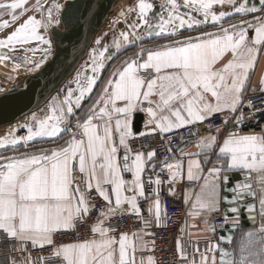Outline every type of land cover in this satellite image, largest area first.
I'll return each instance as SVG.
<instances>
[{
  "label": "snow or ice",
  "instance_id": "snow-or-ice-1",
  "mask_svg": "<svg viewBox=\"0 0 264 264\" xmlns=\"http://www.w3.org/2000/svg\"><path fill=\"white\" fill-rule=\"evenodd\" d=\"M226 2L234 9L232 13L221 12L219 16L210 13L209 9L214 3L223 5ZM259 5V8L249 7L247 2L237 5L234 0H183L182 7L189 9V13H202L203 20H200L189 13H179L177 9L181 5L177 0H163L160 4V9L167 12L166 17L164 11L159 17L150 16L153 4L140 0L137 5L139 21L146 27L149 37H174L178 28L187 26L191 30L193 25L199 27L208 21L210 15L213 27L217 23L221 24L222 34L203 33L188 37L184 41L172 40L156 50L142 49L135 59L130 63L126 62L105 81L100 93L89 106L86 119L83 123L77 122L82 128L79 139L73 136L66 146L51 150L50 154L46 150L38 155L0 156V236H3L5 243H13L15 251L20 252L22 257L19 262L13 258L12 264H134L129 256L128 234H121L116 239L110 235L109 227L102 226L105 219L113 218V197L118 208L127 204L140 221L150 224V219L144 221L143 211L138 206V199L146 196L142 174L149 165L153 172L158 166L162 170L166 168L170 174L169 183L174 185L177 180L176 171L182 168V164L164 160L157 165L153 163L156 158L155 151H148L146 154L141 151L133 152L127 141L138 136L143 147L144 142L154 140L156 135H167L170 143L171 134L175 130L206 122L214 114L222 112L226 117L225 125L234 120L238 127L243 128L245 117L242 113V96L249 70L253 68V61L256 59V50L246 43L247 32L249 29L255 32L252 45H264V17H256L254 22L245 21L243 26L232 25L231 31L228 27H223V21L228 16L264 12V0H259ZM40 7L39 4L36 5L37 9ZM25 11L26 0L0 3V16L11 17V24L8 20L0 22V30L9 27L13 29L6 38L0 39V49H7L17 43L28 44L31 41H39L42 45L49 44L47 39L37 34V29L41 26L45 32L48 31L46 23L29 17L16 26ZM183 16H188V19L185 20ZM245 50L247 58L243 62L235 59ZM50 51V48L45 49V58ZM145 51L146 58L143 55ZM228 51L233 53L234 59L222 69L214 67ZM100 56L104 57V53L101 52ZM6 58L5 54L0 53V59ZM36 67H40V64L37 63ZM102 67L101 60L100 68ZM100 68L94 60L91 69L94 75L87 78L86 88H79V95H74L71 89L68 90L65 98L68 105L67 115L61 107L58 116H49L48 120L41 121L35 131L29 127L26 138H13L8 143L15 146L20 141L27 144L34 137L55 138L61 133L59 124L62 122L65 123V131H68L67 123L75 114L74 107L80 109L86 93L93 92L98 81L95 73ZM141 72L143 75L139 74ZM260 83L264 85V79ZM261 90L264 91V88ZM13 101L18 102L19 98L0 96V113L5 112ZM248 104L252 106V101L249 100ZM53 120L55 122L49 123ZM96 120L101 123L94 124L93 121ZM141 122L143 130L139 127ZM4 143L5 141H0V145ZM199 143L208 149H214L218 138L209 136ZM118 147L123 148L122 158H118ZM195 155H204L205 159L187 161L188 181L200 179L202 164L209 163L208 153ZM216 160L221 165H226L223 167L225 174L222 175L221 167L215 164L208 170L207 176L203 177L201 191L196 196L199 208L215 213L220 210L221 202L229 205L227 212L234 215L225 214L223 220L226 227L227 221L232 220L230 227L235 230L240 226L237 201L246 197H252L255 201L259 193V218L262 221L260 232L264 234V129L258 134L229 132L218 148ZM77 168L82 174L79 181L75 176ZM233 171L243 172L244 178L229 187L230 177L226 173ZM122 173H131L132 181L123 179ZM252 173H256L252 177L257 184L256 190L248 180ZM93 182L95 193L108 206V212L101 211L97 223L90 229L96 238L57 244L54 239L56 234L74 231L78 221L86 225L90 213L95 211L90 207ZM163 183L159 178H147L148 185L157 186L150 189L155 193L157 225L160 224L159 189ZM108 185L111 186L110 189ZM222 190L233 195L221 199ZM125 191L133 194L126 196ZM174 194L170 192V195ZM185 202L188 203L187 199ZM247 212L250 220L257 219L254 203L247 204ZM151 216L150 206L149 217ZM204 222L209 224L207 219ZM116 227L119 228V225ZM209 231L214 234L215 228L209 227ZM251 235L249 233V237ZM231 239L228 237L223 242H230ZM176 243L177 253L184 264H209V252L219 254V264H235L232 253L225 251L219 243L210 244L203 254L197 248L191 262L188 261L182 241L177 240ZM35 249H39V252L34 259L32 250ZM241 251L247 252V258L241 256V264H264V240L258 245L249 244ZM196 254L201 255L199 262L195 259ZM140 264H145V261L141 260ZM147 264H154V261L149 258ZM211 264H216L215 256L211 258Z\"/></svg>",
  "mask_w": 264,
  "mask_h": 264
},
{
  "label": "crops",
  "instance_id": "crops-1",
  "mask_svg": "<svg viewBox=\"0 0 264 264\" xmlns=\"http://www.w3.org/2000/svg\"><path fill=\"white\" fill-rule=\"evenodd\" d=\"M27 1V0H26ZM50 0H46V3ZM136 8H137V14L139 13V9L137 7L138 3L140 0H135ZM15 2V0H0V3H12ZM38 2H41L38 1ZM37 2V3H38ZM146 3H151L155 7L157 4H161L163 0H144ZM234 2L239 5L244 2V0H234ZM37 3H34L33 0H31V3L27 5V11L24 12L22 19H19L17 22V26H19L20 23H23L27 20V18L32 17L36 13V5ZM177 3L181 5L177 11L181 14L183 13H189V9L182 7L183 5V0H177ZM198 6V5H197ZM153 7V8H154ZM40 9V8H39ZM38 9V10H39ZM164 10H161L156 17H159L161 12ZM211 14H215L219 16L221 12L225 13H232L234 9L230 4L227 2L224 3L223 5L219 3H214L212 5V8L209 9ZM192 17L195 19H200L203 20V15L200 12L196 11H191L189 13ZM41 15V14H40ZM151 16V13H149ZM165 17L167 16V12L164 11ZM4 17H8V15H3ZM41 17V16H40ZM129 15H126L124 18V23L127 35L131 36L130 39H125V36L128 37L127 35L124 34H118L113 31H111L110 34L107 35L106 39H110V41L115 45L117 49V54L113 61L110 63L109 67L106 70V76L98 89L97 92L94 93V97L91 100L90 104L85 107L83 114L80 116L81 123H83L84 119H86V114L88 112L89 106L93 103L97 95L100 93L101 88L104 86V83L107 79H109L114 71L117 69L122 68L126 62L130 63L133 59L137 57V54L141 52L142 49H147V50H156L160 47L162 44H169L172 42V40H180L184 41L188 37H192L193 35L197 34L200 36V33H216V34H222L220 31L221 29V24L217 23L215 27H213V21L211 20V15L209 16L208 21L197 27L196 25L192 26V29H188L187 26L184 28H178L177 29V35L174 37L170 38H164V37H156V36H151L149 37L147 34V29L146 27L141 24L140 21H138L136 24H134L135 20L132 22L130 21ZM247 18L243 19L240 17V15H236L234 17L228 16L224 21H223V27H228L229 30L231 31V26L236 25V26H243L244 22H254L256 17H264V12H258L253 15L246 16ZM139 18V14L138 17ZM185 20L188 19V16H183ZM42 21V20H41ZM47 23V21H46ZM178 23V21H177ZM134 25V27H133ZM13 29L10 28L7 30L5 33V36L2 38H6L8 34L11 33ZM169 31H171V28H169ZM202 35V34H201ZM255 36V32L252 29H249L247 32V40L246 43L248 44L249 47L254 48L255 51V56L256 59L253 61V68L249 70L248 77L245 81V90L243 91V100L245 101L249 97L257 96V95H264V91L261 89L264 88V85L260 83L262 79H264V45H252L251 40ZM106 47V42L98 44L97 50H98V57L101 52L105 50ZM239 51V50H238ZM147 55V52L145 51L143 55ZM247 58V52L245 50L244 53L241 55L237 56L235 59L238 61L243 62ZM97 59V58H95ZM234 59L233 53L231 51L226 52L214 65V67L222 69L228 62L232 61ZM73 88H71L72 90ZM68 90H66L67 92ZM67 97V94L65 91L60 93L58 96V103L54 104H49L45 108V111L42 115H30L29 118L31 119L28 125H26V129H24L26 133V137L29 135L28 133V128L31 127L33 131H35L39 123L41 121L48 120L49 116H58L60 114L59 109L62 107L64 113L66 114L67 107L65 106V98ZM215 103V101H213ZM227 111V110H225ZM223 113V112H222ZM216 114H221V113H216ZM231 115V113H229ZM53 121H49V123H53ZM94 124H99L101 123L99 120L93 121ZM197 123L196 125H198ZM12 126L5 127L0 130H4L0 132V141H5L3 145H0V156H11V157H19L22 155H38L42 154L44 151H48L50 154L51 150H57L61 146H66V143L70 141L72 138H68V132L65 131V127L63 126V122L59 124V127L61 128V133L57 135L55 138H49V137H34L32 141L27 143V146H23L24 143L20 141L18 145H11L8 143L11 141L13 138L19 139L18 134L12 129ZM143 130V123H142V128ZM82 131V128H81ZM209 136H216L218 138V143L215 146L214 149H208L201 145L199 142L202 140H205ZM141 139L138 136H134L132 138H129L127 141L129 148L135 152L136 149L134 150L131 147V141L134 139ZM226 137H223V134L221 131H210L207 133H203L199 136L198 143L196 145H191L182 151L174 157H172L170 160H168L169 163H181L182 168L179 171H176L173 169V171H176L177 175V180L175 183L174 187V196L175 198L179 199L181 202L182 206L184 207L185 211V221L184 225L182 227L181 231V236H180V241H182V246L185 249L187 256L190 257L188 249L185 248V245L187 242H195L197 240H208L207 246L208 247L210 244L213 243H218L217 240V232L218 228L221 226H217L213 222V216L215 214H222L221 212V207L222 203L219 205V211L215 213H208L199 208V205L197 204L196 201V196L197 194L200 193L201 191V186L204 183L203 177L207 176L208 170L213 167L215 164L217 167H221L222 175L225 174L223 173V167L226 165H221L219 161L216 160V153H218V148L220 145H222L223 139ZM117 144H118V138H117ZM26 147H29L30 150L28 151ZM148 151H153L151 149L144 150L145 154ZM123 152L122 147H118V158H121V154ZM196 153H208L209 154V163L207 164H202V171L199 173V176L201 177L198 180H193V181H188L187 179V161L189 159H194L198 161H203L205 159L204 155H195ZM191 154V155H189ZM153 163L158 165V162L155 158ZM151 170V165L148 166L146 172L142 174V180L145 181L146 174L148 171ZM236 173H243L241 171H233V172H227L226 174H236ZM251 177H255L256 173L250 174ZM122 178L125 179L128 182H131L133 177L131 173H122ZM222 181H221V188H222ZM253 185L255 189H257V184L256 181L253 179ZM109 189L111 188L110 185L107 186ZM93 188H95V182H93ZM145 193H146V187H145ZM133 193L125 191L124 195L126 196H131ZM221 199H222V191L220 193ZM146 197V196H145ZM144 197V198H145ZM258 198H259V193L257 195V212H258V217H259V203H258ZM143 198H139L138 201ZM187 199L188 203L185 202ZM151 203V208H152V219H151V225L152 226H157L156 223V214H157V207H156V199L155 197L150 199ZM193 205H196L194 208ZM113 214L123 212V211H134L133 209L129 208L127 204H123L119 208L115 205L114 203V197H113ZM159 217H160V223H161V208L159 204ZM106 212H108V207ZM195 213V214H193ZM223 215V214H222ZM224 216V215H223ZM209 221V224H205V220ZM232 220H228L227 224H232ZM262 221L260 218H258V224L255 227H251L244 232H242L233 242L232 244V249L234 252L235 256V264H241V256H245L247 258V252H242V248H247L249 244L252 245H258L261 240H264V234L260 232ZM225 225V223H224ZM222 225V226H224ZM209 227H214L215 228V233L213 234L211 231H209ZM249 233H251V237H249ZM129 236V256L131 259L134 260V264H140L141 260L145 261V264H147V261L149 258L152 259L150 255V248H149V242H148V237H149V232L144 231V230H139L133 235H128ZM141 245H144V247H141ZM118 247V245H117ZM201 252V254H203ZM215 256L216 259V264H218V253H213L209 252L208 257H209V264H211V258ZM153 260V259H152ZM201 260V255L198 254L197 262Z\"/></svg>",
  "mask_w": 264,
  "mask_h": 264
},
{
  "label": "built area",
  "instance_id": "built-area-1",
  "mask_svg": "<svg viewBox=\"0 0 264 264\" xmlns=\"http://www.w3.org/2000/svg\"><path fill=\"white\" fill-rule=\"evenodd\" d=\"M146 58V55L144 54ZM143 75V73H139ZM252 101V106H249L248 101ZM243 116L245 117L243 121V128L237 126L236 122L233 120L232 123L224 124L225 115L214 114L206 122L199 123L198 125L182 127L175 130L171 134V142L167 135H156L155 139L148 140L144 142L142 147L141 139H134L131 141V147L136 151H144L151 149L156 153V160L158 165L164 160H170L172 157L178 155L180 151L198 143L199 136L203 133L211 131H221L223 137H227L229 132L236 131L241 134L248 133H260L264 129V95H257L249 97L244 101V107L242 109ZM240 115V113H237ZM81 123V119L71 120L68 125V138L79 139L81 136V128L78 126L77 122ZM199 133V135H196ZM25 131L21 130L18 132V136L24 137ZM24 145H26L24 143ZM27 146V145H26ZM29 151L30 148L26 147ZM171 149V151H169ZM78 168L75 172L77 181L81 177ZM151 176L153 180L156 178L161 179L164 183L160 186V198L159 204L161 208V223L157 226H152L151 223H144L139 220V217L134 214V211L128 212L123 211L119 213L112 214L113 218L108 220L105 219L103 227H109L111 229L110 235L116 239L119 238L121 234L133 235L139 230H144L149 232L148 242L150 248V255L154 261V264H184L181 260L180 255L177 253V240H180L182 227L185 221V211L179 199L170 195V192L174 191L175 184H170V174L169 171L157 167L155 172L149 170L145 177V187H146V197L138 201V206L143 211L144 221L152 219L149 217V207L151 206L150 199L155 197V193L151 192L150 189L156 188L155 184L148 185L147 178ZM90 201V207L95 209L90 213L87 218V224L78 221L74 231L66 234H56L54 239L57 244L61 243H74L83 242L85 240H91L96 238L90 231L93 224L97 223L99 219V213L101 211L106 212L107 204L100 198L94 191ZM224 216L222 214H215L213 216V222L217 226L224 225ZM119 225V228L116 226ZM208 240L202 239L195 242H187L185 248L188 249L190 257L188 261L191 262L195 251L199 248L200 253L205 251ZM29 247H31L29 245ZM47 249H45V252ZM39 249L32 250L33 258H37ZM13 258L19 262L22 257L21 253L15 251L13 243L4 242L3 236H0V264H12ZM198 254L195 255L197 261Z\"/></svg>",
  "mask_w": 264,
  "mask_h": 264
},
{
  "label": "water",
  "instance_id": "water-1",
  "mask_svg": "<svg viewBox=\"0 0 264 264\" xmlns=\"http://www.w3.org/2000/svg\"><path fill=\"white\" fill-rule=\"evenodd\" d=\"M120 0H65L59 16V26L48 27V38L51 43L52 56L44 62L43 66L36 72L24 74L17 77L16 81L7 89H0V96L7 95L10 98H19V101H13L10 107L3 113H0V129L14 125L30 115H42L48 103L62 91L68 80L75 75L82 62L88 57L89 51L93 45L96 36L107 26L110 17L116 12V5ZM249 7H260L259 0H244ZM157 4L151 12V16L157 15L161 9ZM134 17L137 11H132ZM258 13V12H257ZM256 13L240 15L246 17ZM0 53L8 55L9 50L0 49ZM104 57L100 56V62L103 61V67L100 68L103 74L117 54L115 45L108 38L106 47L103 51ZM66 115V114H65ZM72 117V116H71ZM144 117H142V120ZM71 121V119H70ZM67 123V128L70 123ZM65 127V123H63ZM142 128V122L139 125ZM24 131V129H21ZM20 130V131H21ZM123 152L121 154L122 158ZM230 177L229 187L234 186L237 181L244 178V173L228 174ZM249 182L253 185V179L249 175ZM223 183V182H222ZM224 185H222L223 189ZM253 189H255L253 185ZM247 191V190H244ZM233 193L222 190V198L231 196ZM222 203L221 212L225 216L234 214L227 212L229 205ZM254 203L257 219L250 220L247 212V204ZM240 209L239 227L235 230L230 225L218 228L217 240L225 251L232 253V259L235 261L232 244L234 240L245 230L255 227L258 224L257 198L246 197L244 200L237 201ZM231 237L230 242L226 241ZM219 264V254H218Z\"/></svg>",
  "mask_w": 264,
  "mask_h": 264
},
{
  "label": "rangeland",
  "instance_id": "rangeland-1",
  "mask_svg": "<svg viewBox=\"0 0 264 264\" xmlns=\"http://www.w3.org/2000/svg\"><path fill=\"white\" fill-rule=\"evenodd\" d=\"M38 1L40 0H33L34 3H37ZM45 1L46 0H41V2H38L37 4L41 6ZM64 1L65 0H53L49 4L48 9L46 11V21H47L48 27L54 26V25L55 26L60 25V22L57 23V21H59V16L63 8ZM135 2H136L135 0H120L118 2V4L116 5V12L110 17V20L107 26L96 36L93 42V45L89 51L88 57L82 62L81 66L79 67L75 75H73L68 80L66 85L62 88L61 93L65 91V93L67 94L68 91L66 92V90L73 88L72 90L74 92V95H79V88L87 87V78L89 76L94 75L91 70L93 67L94 60L96 62V66L99 68L100 55L98 57V53H99L97 50L98 44L106 42L107 35L110 34L111 31H113V29L118 34L120 33V34L127 35L126 32H128V30H126L125 23H124V18L126 15L132 16L130 17V21L133 22L135 20L134 24H136L139 21V18H137L139 13L135 17L132 14L133 13L132 11H138L135 6L136 4ZM29 3H31V0L26 1V7L27 5H29ZM49 12L51 13L50 15H49ZM40 14H41L40 10L37 9L36 13L33 15V18L41 21ZM241 18L243 20L247 17H241ZM19 19H22V17H20ZM4 20H8L11 24L10 16L9 18L0 16V22H3ZM10 28L11 27H9L8 29L0 30V39H2V37L5 36V33ZM37 34L47 39L49 41V44L42 45L39 41H31L28 44L17 43L15 45L9 46L8 50L10 54L6 56L7 57L6 59H0V89L9 88L11 85H13L17 77H19L20 75L31 74V73L36 72L38 69H40L43 66L44 62H46L52 56L51 43L48 38V34L47 32H45V29L43 26L37 29ZM201 34L203 33H200V35ZM127 36H128L127 38L131 40V36L130 35H127ZM195 36H199V35L195 34L192 37H195ZM97 41H99V43H97ZM48 48H50L51 51H50V54H48L45 58V49H48ZM37 63L40 64V67H36ZM101 73H102L101 70L95 73V75L98 77L97 84L94 86V90L91 94L86 93V99L82 101V107L80 109H75L74 107L75 114L72 115V117H70L72 121L80 118V116L84 112L85 107L88 106V104H90L91 100L93 99L94 93L97 92L98 89L100 88L106 76V71L103 74ZM59 95L55 96L48 103V105L58 103L57 100H58ZM65 106L68 107L66 103H65ZM30 120L31 119L29 117L24 118L20 122L14 124L12 126V129H14L16 134H18V132L21 129H26V125H28ZM1 131H4V130H0V132ZM24 137L26 138V133ZM22 143L24 142L22 141ZM26 145L23 144V146H26Z\"/></svg>",
  "mask_w": 264,
  "mask_h": 264
},
{
  "label": "flooded vegetation",
  "instance_id": "flooded-vegetation-1",
  "mask_svg": "<svg viewBox=\"0 0 264 264\" xmlns=\"http://www.w3.org/2000/svg\"><path fill=\"white\" fill-rule=\"evenodd\" d=\"M53 0H50L46 3V1L41 5L40 7V12H41V20L42 22L46 23V11L48 9L49 4L52 2ZM47 24V23H46ZM10 54V52L8 53V55ZM7 56V55H6ZM66 115H67V110H66Z\"/></svg>",
  "mask_w": 264,
  "mask_h": 264
}]
</instances>
